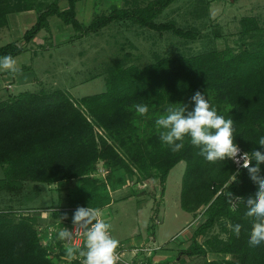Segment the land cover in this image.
I'll return each instance as SVG.
<instances>
[{
  "label": "trees",
  "instance_id": "obj_1",
  "mask_svg": "<svg viewBox=\"0 0 264 264\" xmlns=\"http://www.w3.org/2000/svg\"><path fill=\"white\" fill-rule=\"evenodd\" d=\"M47 1L17 0L12 7L0 8V28L8 24L9 13L38 12L36 23L23 35L25 44L0 47V56L16 58L26 52L27 46L49 28L52 16L84 35L128 21L158 32L171 31L184 39L197 38L195 32L174 23H156L176 0L115 6L88 27L77 18L78 0H67V9L57 0ZM240 24L242 36L250 38L240 51L227 47L195 55H169L144 67L116 63L104 71L106 91L100 94L75 98L64 90H43L0 102V167L5 173L0 187L21 192L26 182L78 181L79 194L70 199L69 206L52 208L58 222L74 223L78 207L103 209L112 204L107 182L92 176L100 162L112 172L110 179L116 170L126 176L137 172L145 177L155 170L164 187L171 170L184 161L181 207L192 214L204 208L205 221L181 254L203 257V264H264V244L250 246L247 241L254 218L246 212L249 205L243 198L256 188L248 170L237 172L230 159L206 161L188 138L183 149L174 152L161 142L155 126L156 118L169 104L182 103L191 110L192 96L201 91L220 114L233 119L234 142L239 147L250 155L252 148L260 147L256 140L264 133V26L254 16L243 17ZM137 103H148V113L137 114L133 107ZM257 164L256 175H264V160ZM234 222L240 224L238 234L230 227ZM218 224L226 237H207ZM199 236L204 237L202 242ZM55 245H43L37 217L0 211V264H60L59 255L53 256ZM67 252L62 250L64 255ZM210 255L222 257L210 259ZM148 264L153 263L149 260Z\"/></svg>",
  "mask_w": 264,
  "mask_h": 264
},
{
  "label": "rangeland",
  "instance_id": "obj_2",
  "mask_svg": "<svg viewBox=\"0 0 264 264\" xmlns=\"http://www.w3.org/2000/svg\"><path fill=\"white\" fill-rule=\"evenodd\" d=\"M16 1L0 0V8L12 7ZM57 1L62 9L68 8L67 0ZM150 1L78 0L77 18L88 27L96 17L109 14L115 6L146 5ZM245 16L257 17L264 26V0H176L156 19V23H174L177 28L195 32V40L180 38L171 31L142 28L128 21L116 22L96 33L84 35L59 17L52 16L49 28L27 46L26 52L15 58L17 70L0 69V102L20 93L43 90H64L75 98L100 94L106 91L104 71L116 63L144 67L169 55H195L227 47L240 51L243 43L250 41L241 34L240 20ZM37 18L36 9L9 13L8 24L0 28V47L9 43L24 45L23 35ZM101 165L104 166L100 162V168L97 166L92 176L105 180L112 196V204L101 209L103 218L111 225L112 236L126 245L128 260L133 259L132 252L138 249L141 250L138 259L164 254L167 258L157 262L203 264V257L189 258L181 254L205 221L204 208L192 214L181 207L186 162H180L171 170L164 187L155 170L146 177L137 172L135 176H126L123 171L116 170L110 179L112 172L107 168L108 172L102 173ZM4 178V169L0 167V179ZM122 178L125 181L122 182ZM23 185L21 192H8L0 187V211L37 217L40 233L60 223V219L52 214V208L68 207L70 199L80 190L78 181L26 182ZM215 235L226 237L220 224L207 233V237ZM203 240V236L198 237L199 242ZM61 241H57L59 246L53 244V256L59 255L60 264L69 263L75 255L83 257L85 247L76 248L61 244ZM148 248H154L151 254L146 250ZM64 249L68 251L65 255ZM220 257L209 256L210 259Z\"/></svg>",
  "mask_w": 264,
  "mask_h": 264
},
{
  "label": "clouds",
  "instance_id": "obj_3",
  "mask_svg": "<svg viewBox=\"0 0 264 264\" xmlns=\"http://www.w3.org/2000/svg\"><path fill=\"white\" fill-rule=\"evenodd\" d=\"M0 69L16 71L15 58L11 55L0 56ZM191 99L194 101L191 110L182 103L169 104L166 111L156 118V131L161 142L175 152L183 149L184 141L188 138L193 146L200 149L199 154L206 161L237 159L240 148L234 142L233 119L220 114L204 92L197 91ZM133 107L139 115L149 111L148 103H137ZM256 143L259 148H252L251 155L242 153L243 159L240 157L241 167L248 170L256 183L254 193L243 198L249 205L246 212L254 218L247 237L250 246L264 244V175H256L259 171L257 162L264 160V133L258 135ZM232 179H235V175ZM73 222L82 224L85 229L83 264H116L119 241L111 235V225L103 218L100 208L90 205L78 207L73 214ZM230 227L234 234L239 233V222L232 223ZM58 236L68 241L74 239L72 232L65 227L61 228Z\"/></svg>",
  "mask_w": 264,
  "mask_h": 264
},
{
  "label": "built area",
  "instance_id": "obj_4",
  "mask_svg": "<svg viewBox=\"0 0 264 264\" xmlns=\"http://www.w3.org/2000/svg\"><path fill=\"white\" fill-rule=\"evenodd\" d=\"M239 148H240V152L237 153V159H235V160L230 159L234 163V165H235V167L237 169V172H241V171H243L245 169V168L241 167V164H242V160L241 159H243V157H241V155H242V153H244L246 151H244L241 147H239ZM240 157H241V159H240ZM98 168H100V167L98 166ZM101 169L104 170V171H101L104 174L108 172L107 169L104 166H102V165H101ZM62 227H65L70 232H72V235L74 237L73 240H71V241L65 240L64 241L62 239L63 242L60 239L58 240V238H59L58 233H59V231L61 230ZM84 231H85V229H84L82 224H74V223H69V222L62 221V222H60L58 224H55L54 226H51L44 233H40L39 232V234L44 239V241H43V245L44 246H49L51 244L53 245L57 241H61L60 242L61 244L74 245V246H76V248H81L82 249L83 247H85V238L83 236V232ZM126 249H127L126 245L123 244L122 242H119V245H118V247L116 249V253H117V257H118L117 261H116V264H144V263L147 264L148 263V259L145 258V257L144 258L142 257V259H138L139 258L138 256L140 255V252H141V250H138V249L136 251L132 252L133 253V259L128 260L125 257ZM146 250L148 252H150V254H151V252L154 250V248H150V249L148 248ZM64 259H66V258H64ZM83 260H84V256L83 257H78L77 255H75L74 259H72V261L71 260L68 261L69 263H67V264H72L74 261H78L81 264H83Z\"/></svg>",
  "mask_w": 264,
  "mask_h": 264
},
{
  "label": "crops",
  "instance_id": "obj_5",
  "mask_svg": "<svg viewBox=\"0 0 264 264\" xmlns=\"http://www.w3.org/2000/svg\"><path fill=\"white\" fill-rule=\"evenodd\" d=\"M24 18H25V16H24ZM30 18V17H29ZM25 19H27V18H25ZM102 164H103V162H102ZM111 205V204H110ZM107 207V206H106ZM158 251V250H157ZM155 258V260H154V258ZM167 258V256L166 255H159V256H157L156 255V257H155V255H152L150 258H148V261L149 260H151V262L153 263V264H158V263H161V262H157L158 261V259H166Z\"/></svg>",
  "mask_w": 264,
  "mask_h": 264
}]
</instances>
